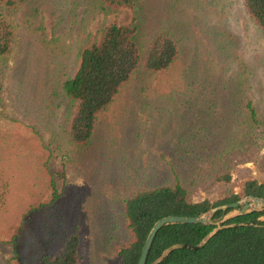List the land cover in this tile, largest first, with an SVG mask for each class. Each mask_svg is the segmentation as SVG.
Returning a JSON list of instances; mask_svg holds the SVG:
<instances>
[{
	"label": "rangeland",
	"instance_id": "obj_1",
	"mask_svg": "<svg viewBox=\"0 0 264 264\" xmlns=\"http://www.w3.org/2000/svg\"><path fill=\"white\" fill-rule=\"evenodd\" d=\"M0 13L12 30L0 57V264H37L73 227L79 264H117L128 197L178 181L191 200L214 201L264 179V36L242 0H9ZM113 22L136 25L141 60L78 145L62 83ZM158 32L177 57L148 71Z\"/></svg>",
	"mask_w": 264,
	"mask_h": 264
},
{
	"label": "trees",
	"instance_id": "obj_2",
	"mask_svg": "<svg viewBox=\"0 0 264 264\" xmlns=\"http://www.w3.org/2000/svg\"><path fill=\"white\" fill-rule=\"evenodd\" d=\"M109 7L133 8L136 0H98ZM9 0H0V6ZM249 18L264 36V0H242ZM136 25L110 23L101 30L96 42L82 49L73 74L62 83L64 93L75 102L69 121L73 143L86 144L92 134L96 115L104 110L119 88L131 77L141 60L136 42ZM12 44L10 24L0 13V57ZM178 48L167 34L158 32L147 43L143 67L148 71L166 69L177 57ZM251 123L255 111L245 105ZM220 179L229 180V175ZM50 201L57 194L55 182ZM247 195L264 198V179H245L238 193L224 194L214 201H193L176 181L141 190L123 203V216L130 231V241L117 252V264H136L141 245L151 225L166 215H205L209 223H171L156 232L146 257L153 264H264V210L232 213L233 208H217L239 201ZM215 221V222H214ZM201 244L196 249L188 246ZM186 245L187 247L183 246ZM79 234L76 227L62 239L53 253H43L37 264H79Z\"/></svg>",
	"mask_w": 264,
	"mask_h": 264
},
{
	"label": "water",
	"instance_id": "obj_3",
	"mask_svg": "<svg viewBox=\"0 0 264 264\" xmlns=\"http://www.w3.org/2000/svg\"><path fill=\"white\" fill-rule=\"evenodd\" d=\"M217 208L226 209V208H233L232 213H245L252 210H264V198L258 196L247 195L243 198L242 203L239 201L232 202L229 204H225L222 206H218ZM212 220L205 215H166L159 219H157L150 227L149 231L147 232L145 239L141 245L136 264H153V263H146L147 253L149 251L150 245L152 240L158 231L163 225L171 224V223H209ZM215 222V221H214ZM201 244L188 246L191 249H196ZM187 247L186 245H183Z\"/></svg>",
	"mask_w": 264,
	"mask_h": 264
}]
</instances>
